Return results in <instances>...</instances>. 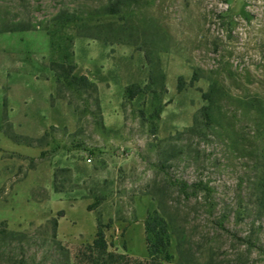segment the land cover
<instances>
[{"label": "rangeland", "instance_id": "obj_1", "mask_svg": "<svg viewBox=\"0 0 264 264\" xmlns=\"http://www.w3.org/2000/svg\"><path fill=\"white\" fill-rule=\"evenodd\" d=\"M256 96L264 0H0V264H90L98 224L146 261L154 208L172 263L264 264Z\"/></svg>", "mask_w": 264, "mask_h": 264}, {"label": "trees", "instance_id": "obj_2", "mask_svg": "<svg viewBox=\"0 0 264 264\" xmlns=\"http://www.w3.org/2000/svg\"><path fill=\"white\" fill-rule=\"evenodd\" d=\"M26 28L21 24H16L3 31H20L25 30ZM64 77L68 79V73L64 74ZM72 81H75L76 84L81 87L93 86L91 82L86 78V76H73ZM214 84L209 86V89L206 92L201 94L202 99L205 101V104L200 107L197 115L193 119L192 125L188 128L189 131H194L202 126L210 125L212 120L213 113L211 111L212 107V87ZM253 105L257 107L256 109L264 105L263 99L260 97H254L252 99ZM264 158V150H263ZM180 184V189L182 192L186 193L183 187H186V183L182 182ZM257 187L262 191L261 194H264V170L260 172ZM201 185H193L194 190L192 193H195L196 190ZM202 189L207 190L203 187ZM262 202V199H261ZM98 222V221H97ZM57 226L56 220H52L53 231ZM144 231H145V243H146V252L147 259L146 261H134L136 264H185L181 259L177 263H172L173 255L170 253L169 249L171 246V236L169 232V224L160 214L158 209L154 208L153 210L147 211V214L144 219ZM19 232L7 231L3 225H0V240L10 239L17 240ZM88 259L90 264H127V257L124 254H116L108 251V245L104 239L103 231L100 229L99 224L97 231L92 243L88 246ZM19 264H25L23 260H20Z\"/></svg>", "mask_w": 264, "mask_h": 264}, {"label": "built area", "instance_id": "obj_3", "mask_svg": "<svg viewBox=\"0 0 264 264\" xmlns=\"http://www.w3.org/2000/svg\"><path fill=\"white\" fill-rule=\"evenodd\" d=\"M88 161H90V159H88Z\"/></svg>", "mask_w": 264, "mask_h": 264}]
</instances>
